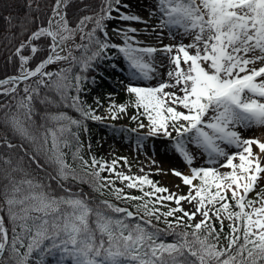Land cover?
Returning <instances> with one entry per match:
<instances>
[{
  "label": "snow or ice",
  "instance_id": "1",
  "mask_svg": "<svg viewBox=\"0 0 264 264\" xmlns=\"http://www.w3.org/2000/svg\"><path fill=\"white\" fill-rule=\"evenodd\" d=\"M0 29V264H264V0H0Z\"/></svg>",
  "mask_w": 264,
  "mask_h": 264
},
{
  "label": "rangeland",
  "instance_id": "2",
  "mask_svg": "<svg viewBox=\"0 0 264 264\" xmlns=\"http://www.w3.org/2000/svg\"><path fill=\"white\" fill-rule=\"evenodd\" d=\"M123 96V93H119L116 97V99H121ZM132 111V110H131ZM117 124L122 125H134V122H132L128 118H123L118 121H115ZM92 125L90 124V127ZM140 131H143L142 129ZM257 135L260 139L264 140V129H257ZM86 141L89 142V135L86 133ZM91 142L92 144H95V148H93V151L97 156H102L104 159H107L109 161L113 159L118 160L117 167L119 170L128 171V169L124 166L123 161L119 160V157H127L128 162L132 165L131 171L139 173L141 165H144L145 171L148 170L149 167L156 168L158 166H166V162L164 165H158V164H151L149 165L147 163L149 157L153 156L152 153V146L151 141L145 142L144 151H140L137 149V146L134 142H131L127 139L121 138L120 136H114L110 131L105 130L103 127L96 128L92 127V135H91ZM254 151H259L258 147L253 145ZM163 149L160 144V142H156V151L154 158L157 161H161L164 159L162 155ZM114 153V155H113ZM153 178L160 181L162 184L167 185L170 190L172 188V183L174 178L171 176V174H165V173H156V172H149ZM120 182L117 181V184ZM127 191H130L131 193L135 195H139L140 193L136 189H126ZM184 189L181 188V191ZM114 199V198H111Z\"/></svg>",
  "mask_w": 264,
  "mask_h": 264
},
{
  "label": "trees",
  "instance_id": "3",
  "mask_svg": "<svg viewBox=\"0 0 264 264\" xmlns=\"http://www.w3.org/2000/svg\"><path fill=\"white\" fill-rule=\"evenodd\" d=\"M0 31H2V29H0ZM106 83H108V82H106ZM81 139H82V141L84 142V145H85V147L83 149V153L87 156L89 153H88V150H87V143H86L85 133L81 134ZM69 160H71V156L70 155H69ZM81 187H83L85 190H88V185L87 184L81 185ZM116 202L119 203V201H116ZM154 223H155V221H154ZM217 224H218V222H217ZM163 226L164 225L161 224V227H163Z\"/></svg>",
  "mask_w": 264,
  "mask_h": 264
}]
</instances>
